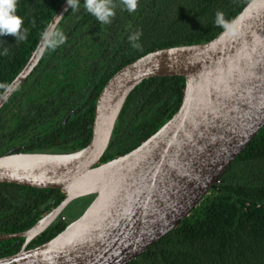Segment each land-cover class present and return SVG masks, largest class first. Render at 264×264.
I'll return each instance as SVG.
<instances>
[{
    "label": "trees",
    "instance_id": "16d2710c",
    "mask_svg": "<svg viewBox=\"0 0 264 264\" xmlns=\"http://www.w3.org/2000/svg\"><path fill=\"white\" fill-rule=\"evenodd\" d=\"M62 1L17 0V15L28 36L20 42L12 35L0 36V93ZM246 1L138 0L137 10L129 13L121 10L120 0H113L116 15L106 25L84 9V0L77 10L69 6L58 23L65 43L41 54L0 106V154L81 148L90 136L95 97L114 71L152 49L212 38L222 29L215 25L216 12L229 21ZM138 30L143 33L141 47L134 49L128 37ZM182 87L180 75L138 82L116 115L99 161L123 154L154 132L176 110ZM63 195L55 188L0 183V234L30 227ZM92 196L71 200L26 247L56 234ZM22 241L0 240V256L17 251ZM125 264H264V125L188 214Z\"/></svg>",
    "mask_w": 264,
    "mask_h": 264
},
{
    "label": "water",
    "instance_id": "95a60500",
    "mask_svg": "<svg viewBox=\"0 0 264 264\" xmlns=\"http://www.w3.org/2000/svg\"><path fill=\"white\" fill-rule=\"evenodd\" d=\"M68 7L63 0L43 31ZM229 22V32L152 49L114 71L95 97L81 148L0 154V183L64 193L30 227L0 234L23 238L0 264H125L188 214L264 125V0H247ZM41 35L0 106L39 60ZM168 75L183 77L176 110L135 147L100 162L128 93L142 79ZM90 194L78 216L26 247L71 200Z\"/></svg>",
    "mask_w": 264,
    "mask_h": 264
},
{
    "label": "clouds",
    "instance_id": "9594fccd",
    "mask_svg": "<svg viewBox=\"0 0 264 264\" xmlns=\"http://www.w3.org/2000/svg\"><path fill=\"white\" fill-rule=\"evenodd\" d=\"M124 6L123 10L129 13H134L138 8V0H120ZM67 5L73 10L79 8V0H67ZM84 9L93 15L101 24H109L111 18L116 15V4L113 0H84ZM63 15L57 16L52 25L47 27L42 35L39 45V51L41 54L49 50L54 51L58 46L65 43L66 37L58 30V23ZM34 23V22H33ZM215 25L223 28L226 32H229L233 28V22H229L225 19L223 12L217 11L215 16ZM23 19L17 15V0H0V36L12 35L16 38L17 42L24 41L28 36V29L23 28ZM141 31L133 32L129 35L128 39L131 47L139 49ZM3 55H8L7 48L4 49Z\"/></svg>",
    "mask_w": 264,
    "mask_h": 264
},
{
    "label": "flooded vegetation",
    "instance_id": "af4514ba",
    "mask_svg": "<svg viewBox=\"0 0 264 264\" xmlns=\"http://www.w3.org/2000/svg\"><path fill=\"white\" fill-rule=\"evenodd\" d=\"M22 243V242H21ZM28 244V243H27ZM21 245V244H20Z\"/></svg>",
    "mask_w": 264,
    "mask_h": 264
},
{
    "label": "rangeland",
    "instance_id": "374dc122",
    "mask_svg": "<svg viewBox=\"0 0 264 264\" xmlns=\"http://www.w3.org/2000/svg\"><path fill=\"white\" fill-rule=\"evenodd\" d=\"M75 202V201H74ZM74 202H72V203H74Z\"/></svg>",
    "mask_w": 264,
    "mask_h": 264
}]
</instances>
